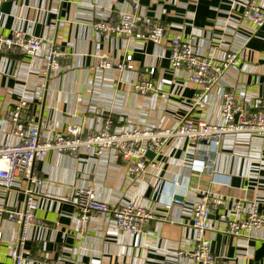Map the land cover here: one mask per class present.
Returning a JSON list of instances; mask_svg holds the SVG:
<instances>
[{
  "label": "crops",
  "instance_id": "obj_1",
  "mask_svg": "<svg viewBox=\"0 0 264 264\" xmlns=\"http://www.w3.org/2000/svg\"><path fill=\"white\" fill-rule=\"evenodd\" d=\"M248 0H142L143 12L166 27L168 36L197 39L200 55L214 53L221 62L229 51H243L238 67L223 84L241 97L264 100V27L255 32L241 22ZM264 6V0H262ZM128 0H0V35L24 31L56 41L61 69L43 74L40 57L18 53L0 57V145L15 144L9 122L12 108L22 101L29 118L46 131L62 133L73 124L86 133L99 130L107 118L115 127L168 130L188 114L195 87L186 74L176 75L168 60L167 41H123L98 36L94 23L126 11ZM143 31L140 27L137 32ZM216 37H223L221 46ZM133 55L135 71L99 70L100 57L112 63ZM155 68L157 94L142 96L134 89L138 75ZM215 91V90H214ZM216 93V92H215ZM217 101V95H214ZM186 143L171 141L153 161L143 179L128 175L114 154L90 157L52 152L35 163L45 182L38 193L37 224L26 244L29 264H196L175 253L193 248L192 205L203 192L226 200L210 219L207 234L217 264H264V233L258 240L236 238L224 231L231 201H258L264 214V138L244 137L241 144L223 142L213 175L193 166ZM179 181V187L170 185ZM12 191H0V208L20 211L28 188L23 179ZM88 184L112 207L134 203L156 215L143 234L123 235L114 222L93 220L82 230L76 209L48 201L45 194L65 196L72 187ZM41 195V196H40ZM175 195L180 201L170 204ZM0 264H13L10 252L19 228L0 214Z\"/></svg>",
  "mask_w": 264,
  "mask_h": 264
},
{
  "label": "built area",
  "instance_id": "obj_2",
  "mask_svg": "<svg viewBox=\"0 0 264 264\" xmlns=\"http://www.w3.org/2000/svg\"><path fill=\"white\" fill-rule=\"evenodd\" d=\"M141 2L128 0L126 11L117 12L116 19L108 15L97 21L94 23L95 31L106 39L150 41L158 46L167 41L171 71L176 75L186 74L189 83L195 87V93L188 101V114L176 127L168 130L115 127L114 120L107 118L97 131L86 133L82 127L71 124L64 132L57 133L50 128L46 131L42 124L29 118L25 112V101L15 105L9 114V122L13 126L16 143L0 145V191L17 189L20 178L28 185L26 200L20 211L0 208V214H7L10 222H15L19 228L10 252L13 264L30 262L26 244L31 228L38 222L35 211L38 189L40 191L45 185L35 172V163L47 158L50 153L74 157L85 154L98 158L114 154L126 165L128 175L139 180L147 175L150 167L148 152L157 156L171 141H182L195 155L196 159L191 164L214 174L213 183H216L214 167L224 141L241 144L244 137L264 138V100L241 97L236 89H230L222 82L229 70L238 67L244 52L229 51L221 62L215 60L213 52L209 56L200 55L196 50L195 37L186 40L169 37L164 25L155 23L143 12ZM241 22L250 25L255 32L264 27L262 0H248ZM140 27L143 31L137 32ZM216 39L221 46L223 37ZM56 46L54 39L34 37L24 31H15L10 37L0 35V57L14 53L40 57L44 62L42 72L45 76L61 69L59 59L62 54ZM100 58L99 70L135 71L131 53L119 63H112L105 56ZM155 72L156 69L152 68L138 75L135 91L142 96L157 94ZM214 95H217V101H214ZM170 185L179 187L180 182L175 180ZM44 198L71 204L78 213L82 230L91 221L103 219L114 222L121 234L136 236L143 234L146 226L156 219L154 213L134 203L110 206L101 201L95 189L88 184L72 187L65 196L45 194ZM170 199V204L180 205L175 195ZM220 207H226V200L211 192H203L200 199L193 203L190 223L194 233L193 248L175 253L177 259H188L196 264H217L207 234L211 230L210 219ZM224 231L236 238L260 239L264 233V214L259 210L258 201H231Z\"/></svg>",
  "mask_w": 264,
  "mask_h": 264
},
{
  "label": "water",
  "instance_id": "obj_3",
  "mask_svg": "<svg viewBox=\"0 0 264 264\" xmlns=\"http://www.w3.org/2000/svg\"><path fill=\"white\" fill-rule=\"evenodd\" d=\"M156 157V155L152 152H148L147 153V158L150 160V161H153L154 158Z\"/></svg>",
  "mask_w": 264,
  "mask_h": 264
},
{
  "label": "rangeland",
  "instance_id": "obj_4",
  "mask_svg": "<svg viewBox=\"0 0 264 264\" xmlns=\"http://www.w3.org/2000/svg\"><path fill=\"white\" fill-rule=\"evenodd\" d=\"M119 40V39H118Z\"/></svg>",
  "mask_w": 264,
  "mask_h": 264
}]
</instances>
